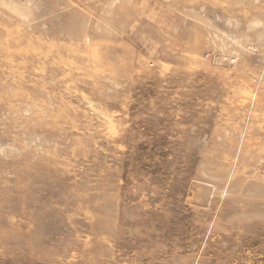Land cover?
<instances>
[{"label":"rangeland","instance_id":"374dc122","mask_svg":"<svg viewBox=\"0 0 264 264\" xmlns=\"http://www.w3.org/2000/svg\"><path fill=\"white\" fill-rule=\"evenodd\" d=\"M0 264H264V0H0Z\"/></svg>","mask_w":264,"mask_h":264}]
</instances>
